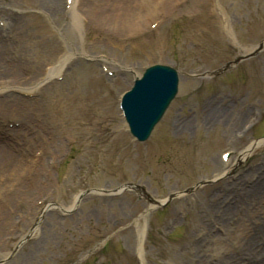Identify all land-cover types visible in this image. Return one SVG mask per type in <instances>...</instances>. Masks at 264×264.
Returning <instances> with one entry per match:
<instances>
[{"label":"rangeland","instance_id":"obj_1","mask_svg":"<svg viewBox=\"0 0 264 264\" xmlns=\"http://www.w3.org/2000/svg\"><path fill=\"white\" fill-rule=\"evenodd\" d=\"M154 65L178 92L139 144L119 101ZM259 181L264 0H0V264H236Z\"/></svg>","mask_w":264,"mask_h":264},{"label":"water","instance_id":"obj_2","mask_svg":"<svg viewBox=\"0 0 264 264\" xmlns=\"http://www.w3.org/2000/svg\"><path fill=\"white\" fill-rule=\"evenodd\" d=\"M229 65H226L225 70ZM178 72L163 65H154L145 69L139 78H136L132 87L121 97L119 109L130 136L138 143H145L156 125L161 121L168 107L175 99L178 92ZM204 183H199L185 193H191ZM137 187L127 185L116 191L136 190ZM92 192H85L78 196V200L84 195ZM177 195H170L166 201L159 204L165 207ZM28 234V238L32 233ZM25 238V239H26ZM20 245V244H19ZM16 248L9 253L8 258Z\"/></svg>","mask_w":264,"mask_h":264},{"label":"bare ground","instance_id":"obj_3","mask_svg":"<svg viewBox=\"0 0 264 264\" xmlns=\"http://www.w3.org/2000/svg\"><path fill=\"white\" fill-rule=\"evenodd\" d=\"M53 67L52 68H48L45 70L44 72V76H48L49 73H51ZM61 67L57 66L56 64V69L55 72L58 74L60 71ZM54 71V70H53ZM51 77V75L49 76V78ZM94 81H92L89 85V88L95 86V84H93ZM77 87V89H76ZM75 87V95L78 92V85H76ZM94 88V87H93ZM77 98V97H76ZM252 146L248 147L245 151H243L238 159V163H241L250 153ZM264 188V181H259L257 184H255L253 186V188L251 189L250 193H254L253 195H259L261 193V190ZM257 199H254L252 203H254ZM240 205V203H239ZM252 205V204H251ZM246 204L240 205V209H246V212L243 216H241V219H239V223L243 224V221H246V218H250L251 215H249V211H247L248 209L245 207ZM253 206V205H252ZM237 206L232 205L231 203L227 204V206H225V208L223 209V216L222 219L224 222H228L230 219H233L236 217V210H238ZM254 211V208H253ZM256 211H254L255 213ZM257 213V212H256ZM259 215V214H258ZM251 224V223H250ZM223 225H226L225 223ZM253 226V227H252ZM252 226L250 225V229L252 232V237L250 238V243L251 245L247 244V243H240V247H239V252L237 255V262L236 264H264V258L260 259L258 258L259 256H264V218H260L257 223H253ZM224 228V226L222 227ZM244 229V228H243ZM34 232V231H32ZM31 232V233H32ZM249 246V247H248ZM248 247V249H246ZM231 264V263H230Z\"/></svg>","mask_w":264,"mask_h":264}]
</instances>
